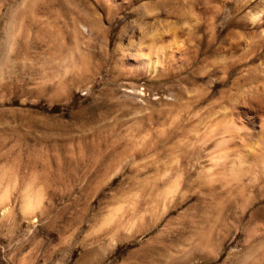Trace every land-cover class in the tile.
Instances as JSON below:
<instances>
[{
	"label": "rangeland",
	"instance_id": "rangeland-1",
	"mask_svg": "<svg viewBox=\"0 0 264 264\" xmlns=\"http://www.w3.org/2000/svg\"><path fill=\"white\" fill-rule=\"evenodd\" d=\"M51 1L7 45L20 0H0V264L241 262L245 230L264 228V183L241 199L209 190L199 170L212 142L189 143L224 112L258 113L264 5L256 28L259 0ZM63 2L73 25L52 18ZM55 27L60 38H48ZM148 41L179 62L127 73Z\"/></svg>",
	"mask_w": 264,
	"mask_h": 264
},
{
	"label": "bare ground",
	"instance_id": "bare-ground-1",
	"mask_svg": "<svg viewBox=\"0 0 264 264\" xmlns=\"http://www.w3.org/2000/svg\"><path fill=\"white\" fill-rule=\"evenodd\" d=\"M43 1L45 0H20V3L15 7V9L10 12V14H8L9 16L8 18H6L7 20L4 30V36L7 39V45L10 44L8 42H12L10 40L13 37V32L16 29V25L21 28L26 21L34 24L35 22H37V20H39L37 19L38 14L35 13V8L39 3H42ZM52 1H55L56 3L61 2V0ZM244 1L246 2L245 4H247V2L249 3L250 0ZM262 1L264 2V0H261V2L260 0L256 2L255 11L250 17L251 25L256 28L259 26L263 18L261 16V11L264 5ZM96 2H99L101 5L108 7L110 6V4H114L115 0H96ZM61 5H63L64 11H61V15L60 11L59 13L56 12L55 16L52 18H54L55 21V19L57 20L56 17H66L68 19V22H72L73 20L71 18L72 16L70 8L66 7L67 5L64 2L61 3ZM76 22V25L80 32H89V28L86 22L80 19ZM60 31L61 27H55L51 32L53 37H47L52 39L58 38L59 36L57 37V35L60 33ZM262 35V38H264V31L262 32ZM158 44L153 41H148V44L145 45V48H142V50L137 52L139 54L135 56L136 58L134 57V60L129 59V62H131L127 64V73L151 74L156 70L158 71L164 69L163 65L165 62H170L171 65L179 62V58H176L178 55L175 56L176 54H173L172 48L170 49V51L172 52L167 53L169 49L165 47L166 45ZM166 49L168 50L166 51ZM175 58L178 61L176 60L175 62ZM250 100L258 108V113L255 115V118L246 116L245 120L240 121L233 118L231 114L227 115L228 113L224 112L220 117H218V119H214V122H211L208 125H204L201 132L200 130L198 132H194L192 134L193 140H190L191 142L189 143V145H193V147L196 145L197 148L201 149V146L204 143H208L209 141L212 142L211 150L207 154L208 165L199 170V178H201V180L203 181L202 183L209 190H216L219 193L224 194L228 199H241V197L243 196V194H241V191L243 193L242 189L250 184H255L254 181H256L257 179H261L262 183H264V86H262L259 92L256 95L252 96ZM177 117H173L170 120V124H172L177 119ZM178 188L179 186L177 181H173L164 191L162 190V199H166V197L168 196L170 197L171 194L174 195V192H177ZM2 194L4 196L5 193L0 194V199L4 198ZM28 198L30 199L29 196ZM32 200L35 199L33 198ZM32 200H24L25 202L23 201L24 203L22 204L21 211H23L24 214L29 211V213H31L32 208H35L33 207ZM242 201H244V199H242ZM112 216L111 218L109 217L110 221L113 218ZM244 233L247 253L245 254L246 256L244 257V259L241 260V262H239L238 264H250L251 262H254L256 260L254 252L259 248L264 249V228L252 227L250 229H246ZM199 244L197 245L200 246Z\"/></svg>",
	"mask_w": 264,
	"mask_h": 264
}]
</instances>
